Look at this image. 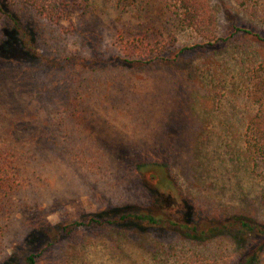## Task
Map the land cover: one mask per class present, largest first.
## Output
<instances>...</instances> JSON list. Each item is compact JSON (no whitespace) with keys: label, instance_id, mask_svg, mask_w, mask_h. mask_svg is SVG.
Listing matches in <instances>:
<instances>
[{"label":"rangeland","instance_id":"rangeland-1","mask_svg":"<svg viewBox=\"0 0 264 264\" xmlns=\"http://www.w3.org/2000/svg\"><path fill=\"white\" fill-rule=\"evenodd\" d=\"M105 1L89 0V12L71 24L30 8H13L18 24L0 21V150L20 183L5 205L0 264L43 219L152 207L191 223L242 217L264 224V161L244 141L264 68V0L255 13L238 0H210L216 34L233 38L180 55L199 35L149 0L163 40L174 36L176 44L166 60L143 68L125 62L131 56L117 39L140 12ZM145 158L166 160L167 172H138L134 164ZM159 177L167 181L159 185ZM134 224L81 230L48 247L38 264H236L256 242L243 234L239 245L228 232L190 239L176 226Z\"/></svg>","mask_w":264,"mask_h":264},{"label":"trees","instance_id":"trees-1","mask_svg":"<svg viewBox=\"0 0 264 264\" xmlns=\"http://www.w3.org/2000/svg\"><path fill=\"white\" fill-rule=\"evenodd\" d=\"M139 11L135 18L137 23L123 24L118 29L117 39L127 56L125 62L138 64L140 68L149 66L158 61L166 60L170 56V50L176 44V38L171 36L169 41L163 40V34L158 29L154 17L148 13L149 0H106ZM105 1V2H106ZM164 7L169 20L176 21L177 25L190 28L195 31L200 42L183 47L177 55L187 49L217 46L218 42L230 41L235 33L225 36L216 34V10L210 0H158ZM246 10L256 12L258 0H238ZM260 3V2H259ZM262 4V3H261ZM21 11L25 8L32 9L44 19L54 21L59 25L73 23L74 20L87 14L90 10L89 0H0V21L4 17L10 18L14 24H18L14 9ZM18 29H21L20 26ZM24 40L28 37L21 29ZM142 34V35H140ZM261 39V38H260ZM132 40V43H130ZM263 41V39H261ZM32 49L31 43H27ZM141 64V65H140ZM263 74L257 75L254 82V92L251 96L253 111L246 114L245 143L246 148L264 161V68ZM256 159V158H255ZM168 162L141 159L134 164V169L140 173L148 171L159 172L164 175L167 172ZM154 174H150L149 181L153 182ZM167 178L159 177L157 183H164ZM156 183V182H155ZM154 185L161 194H165V188ZM20 188V183L12 172L6 156L0 150V239L4 234L6 201L11 194ZM146 209L143 212H124L114 216H105L92 213L86 220L81 218L66 223H50L43 219L35 225L27 235L23 243H16L11 250L8 261L5 264H38L46 249L64 238L73 237L79 231L108 227L122 226L128 223L147 224L150 226L171 227L176 226L185 236L190 239H205L216 236L223 232L230 233L234 240L242 242V236L247 235L256 239L247 251L240 257L236 264H264V224L252 219L242 217L206 220L204 224L191 223L188 221L174 220L166 217L155 210ZM135 225V224H134Z\"/></svg>","mask_w":264,"mask_h":264}]
</instances>
